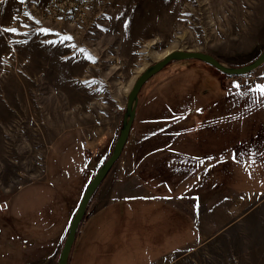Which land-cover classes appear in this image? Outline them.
Instances as JSON below:
<instances>
[{
    "label": "crops",
    "instance_id": "crops-1",
    "mask_svg": "<svg viewBox=\"0 0 264 264\" xmlns=\"http://www.w3.org/2000/svg\"><path fill=\"white\" fill-rule=\"evenodd\" d=\"M159 72L137 95L119 162L90 199L67 264H155L245 214L222 191L264 192V97L251 91L264 74L225 82L193 63ZM83 140L80 131L56 139L43 183L0 213L1 264L37 263L31 250L49 245L47 263L57 264L85 187L113 148L85 152Z\"/></svg>",
    "mask_w": 264,
    "mask_h": 264
},
{
    "label": "rangeland",
    "instance_id": "rangeland-1",
    "mask_svg": "<svg viewBox=\"0 0 264 264\" xmlns=\"http://www.w3.org/2000/svg\"><path fill=\"white\" fill-rule=\"evenodd\" d=\"M263 48L264 0H0V213L43 183L59 137L80 131L85 152L113 147L133 83L167 53L204 52L240 67ZM186 63L239 78L198 60L167 66ZM255 72L264 74V63ZM223 193L245 214L155 264H264V192ZM53 250H31L40 259L30 264H48Z\"/></svg>",
    "mask_w": 264,
    "mask_h": 264
},
{
    "label": "water",
    "instance_id": "water-1",
    "mask_svg": "<svg viewBox=\"0 0 264 264\" xmlns=\"http://www.w3.org/2000/svg\"><path fill=\"white\" fill-rule=\"evenodd\" d=\"M173 60H198L200 62L202 61L208 66L214 68L215 70L217 69L218 71L229 77H237L252 73L257 68H259L262 63H264V48L254 60L240 67H227L223 63H221L216 57H213L208 53L195 52L191 50H172L171 52L167 53V55H165L161 60L145 68L142 74L135 80V82L133 83L134 85L132 86L131 90L127 95V102L123 112L124 115L118 128V135L115 139L114 146L106 160L101 164V166L94 173L95 175L87 183L85 191L78 203L79 205L73 213V216L71 218L72 220L70 221L66 231V237L61 246V251L57 260V264H67L69 254L72 249L71 247L74 243V239L77 234L76 231L84 220L89 201L94 195V193L98 190V187L101 185L103 179L107 176L108 171L119 159L122 149L126 144L125 142L129 136V132L131 130L130 127L135 117V108L138 102L137 95L140 89L143 87L144 83L149 78L157 74V72L161 71Z\"/></svg>",
    "mask_w": 264,
    "mask_h": 264
},
{
    "label": "snow or ice",
    "instance_id": "snow-or-ice-1",
    "mask_svg": "<svg viewBox=\"0 0 264 264\" xmlns=\"http://www.w3.org/2000/svg\"><path fill=\"white\" fill-rule=\"evenodd\" d=\"M21 2H23V0H21ZM25 15H28V14L25 13ZM5 31L14 32L15 29H5ZM47 31L48 30H46V29H41L42 33H46ZM62 39L63 40H70L72 38L69 36H65ZM81 51H83V50H81ZM234 87H239V85H234ZM251 91L258 93L260 97H264V85H257L254 89H251ZM209 159H211V157H209Z\"/></svg>",
    "mask_w": 264,
    "mask_h": 264
},
{
    "label": "built area",
    "instance_id": "built-area-1",
    "mask_svg": "<svg viewBox=\"0 0 264 264\" xmlns=\"http://www.w3.org/2000/svg\"><path fill=\"white\" fill-rule=\"evenodd\" d=\"M231 77H235V76H231ZM237 77H239L240 80L244 81L245 79H248V78H249V75H248V74H245V75H243V76H237ZM239 78H238V79H239Z\"/></svg>",
    "mask_w": 264,
    "mask_h": 264
},
{
    "label": "trees",
    "instance_id": "trees-1",
    "mask_svg": "<svg viewBox=\"0 0 264 264\" xmlns=\"http://www.w3.org/2000/svg\"><path fill=\"white\" fill-rule=\"evenodd\" d=\"M264 78V77H263ZM92 198V197H91Z\"/></svg>",
    "mask_w": 264,
    "mask_h": 264
}]
</instances>
